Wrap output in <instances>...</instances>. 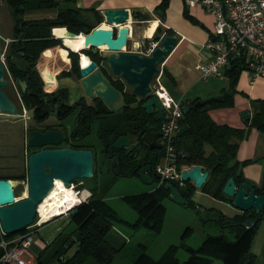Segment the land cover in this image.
I'll return each instance as SVG.
<instances>
[{
	"label": "trees",
	"instance_id": "16d2710c",
	"mask_svg": "<svg viewBox=\"0 0 264 264\" xmlns=\"http://www.w3.org/2000/svg\"><path fill=\"white\" fill-rule=\"evenodd\" d=\"M5 1L13 7L16 17L15 34L5 53L6 62L9 74L19 89L25 107L32 112L35 123L46 125L43 122H46L45 120L53 112L57 113L58 119L62 122L80 108L81 110L75 116L74 130L71 133L67 131L66 135L63 133L64 142L61 147L92 149V145L86 139L92 134L95 124L97 123L98 126L99 120H102V126L99 125L97 135L102 139V142L108 143V147H105L107 154L115 151L110 143V138L114 133L136 136L144 123L150 119V116L141 108V102L134 106L136 98L132 94L124 92L123 83L119 79L108 74L104 66L106 58L101 51L94 53L92 49L81 52L70 50L72 68L70 71L62 72V76L81 78L79 56L80 53L88 55L103 70L113 86L122 93L123 111L121 113L114 114L100 98H96L91 104L81 98L79 102L69 105L67 89H59L52 93H46L43 90L44 81L36 69L39 56L46 48L62 44V40L53 35L55 27H66L76 35L91 30L78 20V15L82 14V10L73 6L62 5V2L58 0ZM167 2L168 0H161L156 10L163 13ZM37 10L55 11L56 16L24 19V15L28 11ZM92 16L95 17L94 21H90L93 27L103 22V16L97 11H94ZM134 16L146 19L144 14L135 13ZM159 35L160 27L158 26L152 39L158 40ZM245 68L241 60H231L224 70V75L230 80L228 89H224L220 95L206 100L195 99L181 103L182 106H189V110L183 114L180 121V125L185 126V131L175 137L178 166L192 167L198 165L203 167L209 172V175L199 190L214 198L226 200L230 204L232 200L221 191L225 181L232 177L237 186L242 182H247L242 175L241 167L250 161L240 162L237 160L238 144L231 140L233 137H243L245 130L226 124H218L210 118L208 112L211 109L233 105L232 96L235 82L239 73ZM251 105L253 114L249 125L264 131V99L252 100ZM108 114H112L109 117L112 124L108 126L107 134L103 135L102 130L106 125L104 116ZM33 128L41 129L38 126L29 127V134ZM48 129L53 128L45 126L41 130L46 131ZM125 150L121 151L122 155ZM161 156L162 152L154 158L158 162ZM124 160L125 155L119 159L121 166L125 167ZM19 179L23 180V178ZM174 184L187 203L196 207L191 202L192 194L196 190L193 183L182 181L181 184L178 182ZM250 185L254 187L256 194L264 196V171L260 184L258 186ZM19 188H15L16 197H18ZM90 192L91 196L88 200L76 205L68 213L69 222L75 225L74 229L70 232L61 231L45 250L38 253L37 258L42 262V258L48 253V250L61 241L59 248L50 254L51 260L42 262V264H87L91 262L111 264L120 252V249L108 240V235L116 223L126 225L133 230L161 231L166 210L162 200L169 198V192L163 189V185L157 186L149 192L131 194L122 198L135 211L137 217L134 222L121 218L116 209L104 197L96 198V192ZM207 210L217 212L216 224L222 231L228 230L232 234V238L222 232L218 235L206 236L197 248L185 244L170 245L158 258L150 256L146 253V247L139 245L140 252L130 264H213L214 260H219L221 264H254L255 255L251 251V246L258 224L264 220V206L260 212L249 209L233 216H227L213 208H207ZM247 220H255L256 222L246 227L244 223ZM25 230L19 233H23ZM190 231L191 228L188 227L183 236L188 235ZM17 234H5L0 225V241ZM73 246H76L75 251L68 255ZM179 247L189 254V257L181 263L176 256ZM3 253L4 251L0 247V257Z\"/></svg>",
	"mask_w": 264,
	"mask_h": 264
},
{
	"label": "water",
	"instance_id": "95a60500",
	"mask_svg": "<svg viewBox=\"0 0 264 264\" xmlns=\"http://www.w3.org/2000/svg\"><path fill=\"white\" fill-rule=\"evenodd\" d=\"M161 15L160 11H156ZM104 21L93 27L90 20L83 14L78 15V20L91 28L86 34L91 42L87 48L94 53L106 46L109 54L105 55V63L108 74L119 79L124 86V92L132 94L136 101L134 106L141 102V108L150 116L136 136L114 134L110 143L115 151L128 148L132 138L138 143L135 152L141 148L152 152L161 149V132L156 123L164 119V111L156 95L150 86L153 77L159 72V66L165 61L168 54L177 43L176 35H164L159 44L149 55L142 52H128L129 28L131 13L127 8H110L102 12ZM107 23L108 27L102 24ZM70 36L76 34L68 30ZM62 40V39H61ZM64 46L69 48L62 40ZM148 47V41L140 44L141 49ZM103 50V49H102ZM73 51V50H72ZM77 52V51H74ZM90 58V57H89ZM91 59V58H90ZM92 60V59H91ZM93 61V60H92ZM95 67L90 71H81V85L84 88L85 97L94 101L100 98L113 111L119 114L123 106H117L122 100V93L115 88L107 75L93 61ZM9 69L4 60L0 61V113H8L16 116L20 111L15 102L9 97L6 89L9 86ZM183 113H187L189 106H182ZM241 117L248 122V111H243ZM185 131V126L178 128V134ZM64 142V134L59 129L43 131L33 128L27 138V146L36 149L28 156L27 195L19 199L16 197L15 186L10 178L0 177V225L5 234H15L27 229L33 224L37 207L49 194L55 185L56 179H61L67 187L77 180L91 179L95 176V153L91 149H75L61 147ZM53 146L52 148H48ZM118 159L119 156L117 155ZM151 163L141 167L137 176L145 183H151ZM209 172L203 167L195 165L181 172V180L192 182L196 189H201ZM163 189L169 192V198L177 204H188L174 183L165 182ZM222 193L230 198L231 204L241 212L254 209L260 212L264 206V196L255 193L254 187L247 182L236 185L234 179L229 177L222 189ZM255 220H247L246 227L253 225Z\"/></svg>",
	"mask_w": 264,
	"mask_h": 264
},
{
	"label": "crops",
	"instance_id": "0c3cea01",
	"mask_svg": "<svg viewBox=\"0 0 264 264\" xmlns=\"http://www.w3.org/2000/svg\"><path fill=\"white\" fill-rule=\"evenodd\" d=\"M58 1L62 2V5L81 9L84 16L88 14L93 15L94 11L102 15L103 10L110 8L129 9L131 13V22H128L126 26L129 28L130 33L127 49H125L128 52H142L143 49L140 48L141 42H146L148 39L152 38L158 26L160 27L159 38L166 34L176 35L178 40L175 47L168 54L165 61L159 66L161 82L173 99L181 103L193 101L195 99L206 100L220 95L224 89L229 88L230 80L225 75L221 77L210 76L204 78L195 67L199 62L206 60L201 45L212 38L214 16L206 11L204 7L200 5H195L193 7L187 6L184 0H168L164 12L161 13L162 15H158L156 13V11H158L156 7L161 0ZM5 3L6 1L2 0L0 2V8L2 5H5ZM135 13L146 15V19H141L139 16L135 17ZM54 16H56L55 11L37 10L28 11L24 15V19L52 18ZM153 18H155V20H152ZM102 26L108 27L107 23L102 24ZM53 33L56 37L62 38L69 48H66L63 42L62 44L46 48L39 56L36 69L42 76L44 84L46 82V76L52 75L55 77L58 85L57 90L67 89L69 92V102L73 104L82 97H85L84 88L81 85L82 78H77L76 76H62V72L70 71L72 68L70 50L78 52L82 48H87L89 46L88 42H91V39L84 33L72 37L69 35L66 27H55ZM1 34L0 36L5 45V50L2 52L0 61H5L7 47L14 35L4 36ZM101 48L105 49L106 46H101ZM68 49L69 51H67ZM45 56H47V58ZM81 67L85 72L95 67L93 61L84 53H82L81 57ZM12 80L15 82L13 77ZM80 85L83 91H80ZM18 96L22 107L19 110L21 114L25 104L21 99V95L19 94ZM255 99H264V77L260 76L254 78L249 70L244 69L239 73L235 82L232 96L233 105L231 107L211 109L208 113L210 118L218 124H226L234 128L245 130L243 137H233L231 140L238 144L236 151L237 160L240 162L245 160L250 161L248 164L241 167L243 177L248 183L258 186L262 180L264 171V131L249 125L253 114L251 101ZM90 101L87 102L91 104ZM117 106H123L122 100ZM243 111H248V122L241 117ZM17 121L20 123L24 122L23 132L24 141H26L29 137L28 127L30 125L25 122L27 120L21 115L17 119H0V125L15 124ZM160 124L161 122L156 123L158 130ZM28 154L29 152L25 149L21 173L6 177L11 178L12 181H17L19 186L26 184L28 178ZM19 178H23V180ZM87 192L90 191L86 189L84 195H86ZM202 193L204 192L196 189L192 197L199 199ZM18 198L21 199L24 197L19 196ZM214 199L228 203L226 200ZM240 212L241 211L236 209L235 214ZM263 243L264 223L260 222L252 242V250L255 251L254 247L257 246V244L262 245ZM33 250L38 255L42 249L35 243Z\"/></svg>",
	"mask_w": 264,
	"mask_h": 264
},
{
	"label": "rangeland",
	"instance_id": "374dc122",
	"mask_svg": "<svg viewBox=\"0 0 264 264\" xmlns=\"http://www.w3.org/2000/svg\"><path fill=\"white\" fill-rule=\"evenodd\" d=\"M86 17L90 21L95 20V17L90 14L86 15ZM15 25L16 17L14 9L11 5L5 3V5H2L0 8V34L2 33L4 36L14 35ZM4 50L5 45L0 36V58ZM99 50L104 55L109 54L107 50ZM67 51H69V49ZM45 57L47 58V56ZM81 57L82 53H80L79 56L80 67ZM8 79L9 86L6 89V92L20 110L22 107L18 96L20 94L19 89L16 83L13 82L11 74L8 75ZM22 85L24 86V83ZM57 87L58 85L55 77L52 75L46 76V82L43 86L44 92L50 93L57 90ZM79 89L80 91H83L81 85ZM86 101L89 102L90 98L87 97ZM68 103L70 104L69 101ZM20 115H25L27 117L25 118V120H27L25 122L29 123V127H41V125H37L33 121L32 112L28 109L26 114L21 113ZM20 115L13 116L8 113H0V119H17ZM111 115L112 114H108L104 116V120L106 119V125L102 130L103 135L107 134L108 126L112 124L111 119H109ZM74 120L75 117L72 114L64 121V124H62L58 119L57 113L53 112L45 120L46 122H43L46 125H43L50 126L53 129H59L66 135L67 131L72 129ZM23 123L24 122L20 123L17 121L15 124L0 125V177L2 178L20 174L24 159V150L27 149L29 154L33 151L32 148L27 146V140L24 141ZM99 125L102 126V120H99L98 126L97 123L95 124L92 134L86 139L92 145V150L97 158L95 163L96 176L91 179L77 180L74 182L77 184L81 183L80 189L85 188L89 191H95L96 198L104 197L105 200L116 209L121 218L129 222H134L137 215L122 198L131 194L149 192L158 186L157 182L152 181L151 183H145L137 175L132 174L134 167L129 163L131 159L133 160L130 156L133 152L131 154L129 153L136 149V144L133 142V138V143H131L128 148H125L126 153L129 155V157L124 160L126 163L125 167L121 166L120 161L116 162V160L111 158L106 160L102 153L103 144L97 135L98 127H100ZM136 156L137 158L140 157L138 154H135V157ZM115 162L117 163L116 165ZM19 187L20 191L17 192L18 197H25L27 191L25 192L22 188L25 187L27 190V181L25 185H20ZM162 202L166 210L160 232H150L145 229L133 230L121 223L115 224L114 229L108 235V240L114 246L119 248L120 252L111 264H130L140 252L139 245H144L146 247V253L150 256L158 258L170 245L180 246L181 244H185L192 248H197L206 236L218 235L222 232L232 238V234L228 230L222 231L216 224L217 212H210L207 210V208H213L216 211H221L227 216H232L235 214L236 208L228 201V203L220 202L211 196L202 193L199 199L191 197V202L196 207L190 204H177L170 198H164ZM51 207L50 202L44 203L43 213L45 218L53 216ZM40 213H42V209L40 210ZM260 222L264 223V220H261ZM74 227V223L69 222L68 215L57 217L53 221L44 224L37 232H35V243L42 250H45L58 233L61 231L70 232ZM188 227L191 228V231L188 235L183 236L184 231ZM60 242L61 241L48 250V253L42 258V262H49L51 260L50 254L59 248L58 246L60 245ZM75 248L76 246H73L69 250L68 255H71L75 251ZM252 248L251 251L255 255L254 264H264V243L262 245L257 244V246L254 247L255 251H253ZM33 256L34 257L32 258L25 255V258L28 260L34 259L33 264H42V262L38 260V255L36 253H33ZM176 256L181 263L189 257V254L187 251L179 247ZM87 264L95 263L91 262ZM213 264H221V262L219 260H214Z\"/></svg>",
	"mask_w": 264,
	"mask_h": 264
},
{
	"label": "built area",
	"instance_id": "2783aa9c",
	"mask_svg": "<svg viewBox=\"0 0 264 264\" xmlns=\"http://www.w3.org/2000/svg\"><path fill=\"white\" fill-rule=\"evenodd\" d=\"M184 3L190 7L200 5L214 16L212 38L201 45L206 60L195 66L204 78L223 76L225 68L233 59L241 60L245 69L249 70L254 78L264 77V0H184ZM160 39H148V47L143 49L142 53L149 55L159 44ZM160 76L159 71L150 84L164 111V119L159 127L162 156L154 172L158 186L165 182L181 184V172L190 168L178 166V152L175 146V137L184 113L181 102L168 94ZM23 113H27L26 107H23ZM22 117L27 118L25 115ZM80 184L75 182L71 184V188L80 197L76 205L91 196L90 192L84 195L86 189H80ZM71 209L59 215L43 218L38 205L36 218L25 232L0 241V247L4 251L0 257V264H33L34 259L28 260L25 255L34 257L35 232L55 218L68 215Z\"/></svg>",
	"mask_w": 264,
	"mask_h": 264
},
{
	"label": "flooded vegetation",
	"instance_id": "af4514ba",
	"mask_svg": "<svg viewBox=\"0 0 264 264\" xmlns=\"http://www.w3.org/2000/svg\"><path fill=\"white\" fill-rule=\"evenodd\" d=\"M84 100H85V102H87L86 100H87V98H85V97H82ZM80 100H78L77 102H79ZM76 103V102H75ZM88 103V102H87ZM91 103H93V100L91 101ZM69 104V103H68ZM74 104V103H73ZM69 105H72V104H69ZM81 109L80 108H78L77 109V111H75V113H73V115H74V117L76 116V114L80 111ZM67 119V118H66ZM65 119V120H66ZM65 120H63L62 121V124H64V121ZM34 121V120H33ZM35 122V121H34ZM45 126L44 125H41V129L42 128H44ZM74 127H75V120H74V125L72 126V129L71 130H69L68 132L69 133H71L73 130H74ZM63 133V132H62ZM99 137V136H98ZM99 139L101 140V142H102V139L99 137ZM160 141V144L162 145V143H161V139L159 140ZM133 142H135V140L133 141ZM132 142V143H133ZM102 146H103V148H102V153H103V155L105 156V159L107 160L108 158H111V159H114V160H116V162H118L119 161V159H120V157L121 156H123V155H125V158H127V157H129V155L126 153V150H125V152L123 153V155L121 154V151L123 150V149H121V150H118V151H114V153H108L107 154V152L105 151V147H108V143H106V142H102ZM135 146H137L138 145V143L137 142H135ZM53 146H49L48 148H52ZM92 150V149H91ZM133 152V154H131ZM162 152V148L161 149H155L154 151H152V152H148L147 150H145V149H143V148H141L138 152H135V150L133 151H130V153L129 154H131L130 156L133 158V160L131 159L130 160V163L129 164H131V165H133V167H134V171L132 172V174L133 175H137L136 173H137V171L141 168V167H143V166H145V165H147L148 163H151V170H152V173H151V179H152V181H156V175H155V172H154V168H155V166L157 165V163L160 161H156L155 160V156L156 155H159L160 153ZM135 154H138V155H140V157L139 158H137V156L135 157ZM119 156V158L117 159L116 158V156ZM96 160H97V158L95 157V163H96ZM129 160V159H128ZM116 162H115V164H116ZM94 167H95V165H94ZM115 167V166H114Z\"/></svg>",
	"mask_w": 264,
	"mask_h": 264
},
{
	"label": "bare ground",
	"instance_id": "6f19581e",
	"mask_svg": "<svg viewBox=\"0 0 264 264\" xmlns=\"http://www.w3.org/2000/svg\"><path fill=\"white\" fill-rule=\"evenodd\" d=\"M152 20H155V18H153ZM152 20H149V21H152ZM13 185L18 188L19 183L17 181H13ZM22 189L26 191L25 187ZM79 200H80V197L77 195L74 189H72L71 187H67L61 179H56L53 189L49 192V194L41 202V204L39 205V208L40 210L42 209L41 214L43 218H45L44 213H43L45 202L47 203L50 202L52 206L51 208H52L53 216H54V215H59L71 209L72 207H74V205L78 203Z\"/></svg>",
	"mask_w": 264,
	"mask_h": 264
}]
</instances>
